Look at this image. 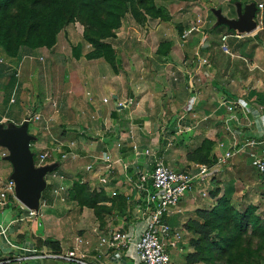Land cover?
I'll list each match as a JSON object with an SVG mask.
<instances>
[{"label":"crops","instance_id":"obj_1","mask_svg":"<svg viewBox=\"0 0 264 264\" xmlns=\"http://www.w3.org/2000/svg\"><path fill=\"white\" fill-rule=\"evenodd\" d=\"M230 1L231 0H229V2ZM241 2L249 3V1ZM260 4H263V7H258L256 5L254 17L257 27L252 31H245L243 33L242 31L234 29L233 34L225 41H223L222 37L226 33H223L221 36V44H219V40L214 42V35L211 34L213 29L209 25L210 19H206V17L201 14L196 18L197 21L191 23L189 27L184 24L177 25V35L179 36V39L176 40L177 42L187 39H183V33L188 31L192 26L198 27V30L193 31L197 32V35L200 37L198 38L200 41L196 44L198 46H196L195 53H200L204 58H207L208 61L206 63L205 59L201 62L199 60L202 59H199L196 63L195 55L193 61L197 66L195 74L188 70L192 67L189 64L190 57L186 53L188 52L186 46L180 47V54L169 60L170 55H174L173 51L177 48L172 37L165 39L166 37H164V35L166 31H163V28L160 27L161 25L157 24L161 21L160 19L149 18L144 24L140 23L138 25L139 28H142L143 25L147 26H143L140 31L144 34L146 31L149 33L148 41H158L160 39V43L156 45L157 51L161 43L165 41L173 42L170 50L165 55H160L159 52L156 53L159 57L156 60L160 65L164 66L163 69L170 75V83H172L164 92L168 96V107L165 109L162 108L161 112L159 111L160 105L158 103L161 96L160 93L157 92L158 89H154L153 91L152 88L149 89L148 92L139 89L136 94L135 91L132 90V92L129 93L130 99L124 100L125 88L127 86H131V88H145L144 81L150 84L154 77V75H147V79L145 80L140 71L142 69H138L133 64V61L130 62L133 50H137L133 46L127 47L124 43L119 46L120 51L123 52H120L122 56L116 53L118 60L117 69H115L106 60L105 63L102 62V59L89 60L85 55L92 49L83 52L85 47L83 41H78L75 44L77 45L79 42L83 43L82 56H74L73 46L75 45H73L72 57L70 58L64 55L62 51L63 47L61 48V46H58V42L54 48L48 50L51 52L49 56H53L55 60L45 61L42 56L45 55L43 52L44 49L42 48V50L39 51V60L23 63L26 66L24 69L22 68L23 78L21 81L18 80V67L21 59L13 60L5 55V57L1 55L4 61L0 62V93H2V95H0V105L9 106L16 103V101L14 102L12 100H15L14 94L18 85L19 87L21 86L19 92L20 100L26 101L23 97V92L28 88L31 92H29V95L33 96L31 103L35 105L38 99L36 96L39 95V91L47 89V86H49V90L47 89L48 92L43 94L45 95V100L40 101L45 107L48 106L51 109V111H47L51 113L48 118L44 119L43 126L46 128H52V126H54L59 129H75L79 126L78 128H82L85 132V134L80 137L85 146L82 155H84L86 160L81 163V167L78 171H74L75 175L73 174V177L64 183L65 188L58 195L53 192V188L61 185V181H56L55 183H57V185L51 187L47 191V196L41 197L40 205H45L42 210L44 211V208L48 206L50 208L51 205H63L57 204L56 201L64 199L61 197L63 194L67 195L69 198V190L73 186L74 181L77 180L88 183L90 187L98 191L103 190L109 197H113L111 195L113 191H117L118 195H125L128 197L129 205L125 214L114 211L111 214L107 213L105 215V220L107 222L105 227L108 228L107 230L100 227L99 219L94 210L85 207L90 209V211L92 210L100 228L95 229L97 224H86L85 227L87 229H84L85 231L79 236L74 237L73 239L75 240L73 243L76 242L77 237L87 238L92 242L91 252L88 257L89 260L97 264H140L134 242L139 239L141 232L146 227V222L142 210L135 208L133 203L137 191L129 179L130 177H135L134 174L136 171H151L153 169V162L157 157L163 158L166 163L175 169L189 171L191 166L198 162L190 161L188 155L200 147L206 137L215 140L213 154L216 157V161L218 155L226 152L229 148L232 149L235 138L237 142L241 143L246 138L264 137V11L259 12V8H264V3L260 1L258 5ZM232 18L233 17H229V20H232ZM220 24L224 23L221 22ZM207 30H209L208 34H206ZM141 32L139 33L141 34ZM121 36L118 39L116 38V40H123ZM205 38L206 41H204ZM230 38H233V40L227 44ZM146 43L150 48L145 47L143 49L144 59H142V61L144 62L147 58V53L145 52L155 48V43L152 45L149 42ZM223 43L228 45V52L220 50ZM27 50L28 49H22L20 55L25 54ZM139 51L136 52V55L138 54L140 57L141 53H138ZM49 56H46V60H48ZM222 61H224L225 64H222ZM152 62L153 60L151 63ZM106 63H108L110 67H108ZM52 64L60 67V71H56L55 77L53 78L54 82L59 84V87H56V89L60 88V82L63 80L61 68L64 67L67 69V73L71 71V75L65 74L69 85V99L62 97L59 102H56L54 99V97L60 96L52 93L54 82L50 85V80H52L51 77L53 75L49 74V71H43L44 68H48ZM201 66L203 71H199ZM38 68L41 71L39 75L36 72ZM107 69H113L114 75L110 76L106 74L105 70ZM15 70H17L16 77L14 76ZM101 72H103V74L100 77L99 73ZM32 73L37 75L33 77V80H29ZM182 74H184L185 77H183ZM196 74L203 76L202 80L210 78V86L216 90L215 95H217V89L219 90L220 88L219 95L226 94L228 99L239 100L243 103L245 110L242 122H244V124L240 126L233 125V129L236 132L235 137H227L222 129V123L227 117V112L223 107L219 106V101H217L219 95L211 99L213 103L209 106L206 97H202L203 91L200 90L201 87L194 89L193 91L196 92L189 94L190 90L186 77L188 76L191 78ZM81 75L84 76L82 77ZM126 75H128V77H126ZM172 76H174L175 82H172ZM148 78L150 79L148 80ZM82 79L84 80V84L82 83ZM14 81H16V87H13ZM219 83L220 85H218ZM203 89L206 90L205 88ZM9 90L11 91L10 94ZM99 91L103 93V97L100 99L101 101L98 99L101 104L95 101V97L98 96ZM85 95L89 96V100L88 98L84 99L83 96ZM110 96L115 101L112 106L108 105L110 103ZM51 99L54 100L53 107L46 103ZM71 99L75 100V105L73 107L68 105V103H72L70 102ZM105 99L107 100L105 101ZM148 99H150L149 102H147ZM123 102L125 104H123ZM105 103L107 105H104ZM191 103L193 106L190 105ZM61 107L63 108L62 110L60 109ZM44 109L45 108L41 110L46 114L47 112ZM1 113L0 122L2 124L6 120L20 126L26 119H28L29 122L32 121L27 113L25 115L19 114L16 116L17 118L10 116L7 110ZM43 113H36V115L40 116V119L31 124H36L46 117ZM154 115H161V118L159 117L160 121L167 128V133L164 136H160L159 134L162 128H158V134L154 135V132H156L154 131L155 123L152 121ZM62 118L66 121L62 122L61 127L59 124ZM208 119H211V121L209 122ZM125 125H127V127ZM182 125L186 130L183 129L184 127H182ZM32 126L34 130L36 126ZM45 127H43V129ZM203 127L209 129L205 131L208 132L206 136L204 134L205 132L203 133L202 131ZM216 132L218 135L222 133L223 137L221 138L220 136L219 138ZM180 133H183V135H179ZM210 133L216 134L214 137H211L209 136ZM187 135H189V137ZM161 137L164 138L163 144H161L160 141ZM65 138V135L59 136L58 134L57 138H48V140L38 138L37 142L39 145H36L40 147H38L39 149H37V151L46 152V149L50 151L54 148H62V150H64L63 153H66L67 156L66 158H63V156L60 157L61 161H56L59 164L58 167L60 165L64 166V159L67 160L70 158L69 160L72 161L77 160L79 155L74 154L75 149L71 147L74 142L68 143V139ZM58 142H61V144ZM62 144H65V146L63 145L64 147H61ZM147 149L150 150L148 154L145 152ZM61 154L62 153H60L59 156ZM107 154H110L112 157V164L109 172H107L109 183L101 185L99 183V173L97 171L87 172L86 166L88 164H94L96 166L97 161L95 158ZM5 155L6 151L4 147L0 146V179L4 177L10 179L13 173V166L10 161L5 159ZM63 169H65V167H63ZM223 195H226L233 204L237 205H264V176L260 175L253 166L249 150L248 152L236 153L229 160L227 165L220 166L216 163L212 165L204 188L200 189L197 187L188 191L179 204L168 213L166 218L167 222L175 231L181 234V239L176 247L168 246L175 264H186L185 254L187 252H192V247L189 246V242L194 235L192 232L183 229L184 224L190 219L198 218L196 214L198 208H212L217 203L218 198ZM106 204L110 205V202H106ZM28 215V208L13 195H10L8 198L7 206L0 208V224L4 227H8L5 235L0 234V238H2L4 242L1 249L7 250L5 252L9 254L5 256V258L13 254L19 257L31 256L23 261L14 260L8 264H67L60 260L47 257L40 258V255L53 251L46 245L42 244L38 246L40 245L38 241H35L34 237L31 236L32 233L27 228L26 221L24 220L27 219L32 222V230H34L35 226L37 227V223L39 225L40 221H37L35 217H28ZM41 218L42 217H39L37 219ZM89 225H91V227L93 226L92 229L88 227ZM118 229L128 232L133 242L132 245L124 250L123 253L116 252L115 250H106V255L101 259H97V251L94 248L98 246L99 237L107 235L111 230ZM53 237L60 241L61 250L65 251L64 240L67 239V236L58 231V235ZM7 240L16 245V247H12Z\"/></svg>","mask_w":264,"mask_h":264},{"label":"trees","instance_id":"obj_2","mask_svg":"<svg viewBox=\"0 0 264 264\" xmlns=\"http://www.w3.org/2000/svg\"><path fill=\"white\" fill-rule=\"evenodd\" d=\"M176 1L183 0H0V48L9 59L19 60L22 49L53 48L59 33L79 22L84 27V39L92 46L85 56L103 58L117 69L113 40L123 20L131 16L137 23L149 18L168 21L171 13L161 2ZM172 45V41H165L158 52L165 55ZM82 50L81 42L73 46L74 56H82ZM214 146L215 140L206 137L188 159L212 166L216 163ZM69 198L80 208H92L102 227L107 225V213L125 214L129 205L127 196L109 197L80 180L74 181ZM196 214L197 219L183 226L194 235L189 242L193 251L185 254L186 264H264V217L256 205L238 207L223 195L212 208H198ZM47 247L54 253L62 251L56 239Z\"/></svg>","mask_w":264,"mask_h":264},{"label":"rangeland","instance_id":"obj_3","mask_svg":"<svg viewBox=\"0 0 264 264\" xmlns=\"http://www.w3.org/2000/svg\"><path fill=\"white\" fill-rule=\"evenodd\" d=\"M241 1H249V3H242ZM260 1H262L264 3V0H231L230 1L231 3L229 2V0H227V1L226 0H183V1H176V2H161V4L165 5L169 9L172 18L168 21L161 20L157 24H160L161 25L160 27L163 28L162 30L166 31V33L164 35V37H166L165 39L172 37V39L175 42L176 48L178 49V50L175 49L173 51L174 55H172V56L170 55L169 60L171 58L177 56L178 54H180L179 53V52H181L180 47L186 46L188 49V52H186V53L190 57L189 64L192 67L191 69H188V70L192 71L191 73L195 74L196 70H197L196 63L198 62V60L202 59V60H199L202 62L203 60L206 59V63L208 61V59L204 58L200 53L199 54L195 53L196 46H198L196 44L200 41L198 39L200 37L197 35V32H193L192 34H188L186 37L183 36L184 37L183 39L187 38L186 40H184V41L182 40L181 42H179V41L177 42L176 40L179 39V36L177 35V33H178L177 25L178 24H181V25L184 24L187 27H189L191 25V23H193L194 21H197L196 18L198 17V15L201 14L202 16L206 17V19L207 18H208V20L210 19L209 25L213 29V32L211 34L214 35V42L219 40V42H220L219 44H221V36L223 33H226L229 35L233 34V31H232L233 28H231L227 24H225L224 21L228 20L229 17H233L232 19H237L239 14H240L239 9L241 8V9L245 10L247 5L251 4V5H255V7H256V5L259 7L258 4ZM237 4H241V6L237 5ZM260 11H264V8H261V9L259 8V12ZM201 22H202V20H201ZM221 22L224 24H220ZM125 24H127V25H125ZM139 24L140 23L135 22L131 16H127L123 20L122 26L117 31L118 37H116V38L118 39L122 35L121 37H123V40H116V38H115L113 40V47H114L116 53H118V55L122 56V54L120 52H123V51H120L119 46H121L123 43L127 47L133 46L137 50H133V52H132V58L133 59L130 58V62L133 61V64L138 69H142L140 71L142 72V76L144 77L145 80L147 79V75H150V76L154 75V77L152 78V82L150 84L147 81H144L145 82V88L144 87H142V88H138V87L131 88V86H127L125 88L124 100L130 99L129 93L132 92V90H134L135 94H136L139 89L145 90L146 92H148L149 89H152V88H153L152 89L153 91H154V89H158L157 92L160 93V96H161V98L158 100V103L160 105L159 111L161 112L162 108L165 109L168 107L167 106V104H169V102H168L169 100H167L168 96L164 92L168 89L169 85L172 83H170V78H169L170 75L168 74V72L165 69H163L164 66L160 65L158 63V61L156 60L159 58L158 54H156L158 52L156 45H158L160 43V41H159L160 39L158 41H153V40L148 41L147 39H148L149 33L146 31V33L144 34L140 31V30H142L143 26L144 27H147V26L143 25L142 28H139V26H138ZM208 31L209 30H207L206 34H208ZM139 32H141V34ZM83 33H84V27L79 22L69 24L68 26L65 27V29L61 33H59L57 43L59 42L58 46H61V48L63 47L62 51L64 52V55H67L69 58L72 57V46L75 45L76 42H78V41H83L85 44L83 52H87L90 49H92V46L84 39ZM231 40H233V38H230L227 41L228 42L227 44H229ZM204 41H206V38L204 39ZM146 42L151 43V45L153 43H155V48L151 51L145 52V53H147V58L144 62V61H142V59H144L143 58V56H144L143 49L145 47H149V45L147 46ZM43 49H44L43 52L45 53V55L49 56V54L51 52H49L48 50H50L52 48H43ZM41 50H42V48H38V49H34V50L28 49L27 51H25L26 52L25 54H22L20 56L21 60H20L19 67H18V71H19L18 72L19 73V75H18L19 79L18 80L19 81H21L23 78L22 73H23V69L26 66L23 63H29V62H33L34 60H39V57H40L39 51H41ZM220 50L225 52V50L222 48V46H221ZM137 51H139L138 53H141V55H140L141 58L138 56V54L136 55ZM228 51H229V47H228ZM2 52L3 51L0 48V58H1V55H3V57H5L4 55H6L4 53L2 54ZM45 55H42L43 59L45 61L55 60V58L53 56H49L48 60H46ZM194 56L196 57V59H195L196 63L193 62ZM99 59H102V62L105 63V59H103V58H99ZM152 60H153V62L151 63ZM3 61H4V59L3 60L0 59V62H3ZM43 61H41V62L45 63ZM224 61H222L223 62L222 64H225ZM130 62H129V66H130ZM204 64H205V62H204ZM106 65H108V67H110V65L108 63H106ZM109 70L108 69L105 70L106 74L113 76L114 75L113 69L110 71ZM43 71H45V72L49 71V74L53 75L51 77L52 80H50V85H51V83L54 82L53 78L55 77L56 71H60V67L54 66V64H52L50 67L44 68ZM66 71H67V69H65L64 67L61 68V75H63L62 76L63 80H61V82H60V88L56 89V87H59V84L56 82H54L53 87H52L53 88L52 93L57 94V96H60V97H54L56 102L57 101L59 102L62 97H66L69 99V95H70V93L68 92L69 85L67 83L68 79L65 77L66 76L65 74L69 75L71 71H69V73H67ZM199 71H203L202 66L199 69ZM36 72L38 75L41 73L39 68ZM37 74L32 73L29 80H33V77ZM99 74L101 77L103 72H101ZM198 74H196L194 77H191V78L188 76L186 77L188 79L187 82H188V86H189V90H190V92L189 91L188 92H189V94L194 93V92H196V91H193L194 89L201 87L200 90L203 91L202 97H206V99L209 103V106H210L213 103V102H211V99L214 98V96H218L220 94L221 89L218 87L219 90L217 89V95H215L216 90H214L213 87L210 86L211 85L210 78H205L204 80H202L203 76H200ZM238 75H239V73H238ZM81 76L83 77L84 75H81ZM182 76L185 77L184 74H182ZM126 77H128V75H126ZM150 78H148V80ZM171 78H172V82H175L174 76H172ZM82 83L84 84L83 79H82ZM218 85H220V83ZM14 86H16V81H14L13 87ZM17 88H16V92L14 94V97H15L14 102L16 101V103H13L9 106L0 105V113L6 112V110H7V113L10 114V116H13L14 118H17L16 116H18L19 114L25 115L27 113L32 119L36 115V113L42 114L43 112L41 109H43V108H45L44 110L46 112L51 111V109L48 106L45 107V105L42 104V102H40V101L45 100V97H44L45 95H43V94L48 92L47 89L49 90V86H47V89H42L39 91V95L36 96V97H38V99L36 100L35 105H32V103H31L33 96L29 95L30 91L28 90V88L24 90V92H23L24 96L23 97L29 103L26 101L20 100L19 92H20L21 86L19 87V85H18ZM203 88H205L208 92L206 90H204ZM215 88H217V87H215ZM10 93H11V91L9 90V94ZM0 95H2V93H0ZM65 95H67V96H65ZM212 95H213V97H212ZM221 96L227 97L226 94H221V95H219V97H217V99H218L217 101H219V98ZM83 97H84V99L88 98V100H89L88 95H85ZM102 97H103V93L101 91H99L98 96L95 97V101H98V99L100 100ZM74 101L75 100L71 99L70 102H72V103H68V105L70 107H73L75 105ZM100 101H98V102L101 104ZM149 101H150V99H148L147 102H149ZM161 101H162V103H161ZM53 102H54V100L51 99L50 101H47L46 103L49 106L53 107ZM114 102H115L114 99L111 98V96H110V103L108 105L112 106ZM123 104H125V103L123 102ZM104 105H107V104L105 103ZM190 105H192V103ZM78 108H79V105H78ZM60 109L62 110L63 108L61 107ZM61 110H60V113H61ZM71 110H74V109H71ZM50 113L51 112H47L46 114L43 113L44 116H46V117H44L41 121L37 122L36 124H31V126L32 125H34V127L36 126V128L34 130L32 128L33 126L32 127L30 126V129H29V133H31V135L33 137L32 141H31V144H32L31 148H32L33 152H35V150L37 151V149H39L38 147H40V146L36 145V144L39 145V143L37 142L38 138L42 139V140H48V138H51V139L57 138V134L59 136L65 135V137H66L65 139H68V143H72V141H73L74 144L71 147H74V149L76 151V152L74 151V154L79 155L77 160L72 161V160H69L70 158L67 160L64 159V166L60 165L59 167H57L55 169L56 172L64 173L66 176H68V180H69L71 177H73L74 171H78V169H80V167H81V163L86 160L84 155H82L85 146L83 144V140L80 137V136L84 135L85 132H84V130H82V128H78L79 126L77 127L76 125L75 126L77 128H75V129H70V128L69 129H65V128L59 129V128H55L54 126H52V128L51 127L46 128L45 126H43L44 125L43 121L45 118H48ZM159 117L161 118V115L160 116L154 115V118L152 120L155 123V130L154 131H156V132H154L155 133L154 135L158 134V132H157V131H159L158 128H162L163 130L161 129L160 130L161 133L159 132V134H160V136H164L167 133L166 132L167 128L160 121ZM195 120H196V118H195ZM64 121H66V120H64L62 118L59 126L62 127V122H64ZM208 121L210 122L211 119H208ZM9 123H10V121L5 120L3 122L4 128H7ZM31 123H35V122L31 121ZM0 124H1V122H0ZM125 126L127 127V125H125ZM43 127H45V128L43 129ZM182 127H184V126L182 125ZM183 129L186 130L185 127ZM222 129H223V131L227 137L230 138L232 136L226 130L224 123H222ZM207 130H209L207 127L202 128L203 133ZM207 133L208 132L204 133L205 136ZM218 133H217V135H218ZM215 134L210 133L209 136L214 137ZM179 135H183V133H180ZM187 136L189 137V135H187ZM218 136H219V138H220V136L222 138L223 134L221 133V135H218ZM215 137H217V136H215ZM163 140H164V138L161 137V140H160L161 144H163ZM58 143L61 144V142H58ZM63 143H65V142H63ZM63 145L65 146V144H62L61 147ZM0 146H2V145H0ZM4 149L6 151L5 157L11 154V151L8 147H4ZM47 150L48 149H46V151ZM60 150L64 151V150H62V148ZM5 159L10 161L7 158H5ZM36 162H37V164L43 163V161H40V160H36ZM10 163L12 164L11 161H10ZM45 163H47V162H45ZM63 167H65V169H63ZM62 169H63V171H62ZM4 178L0 179V182H5L8 180L7 179L8 177L5 179ZM48 181H49V183H48V185H46V187H45L46 189H44L42 191L41 197H44L45 195L47 196V191L51 187L56 186L57 183H55V182L56 181L59 182L60 180L54 179L52 181L48 177ZM61 197L64 198L65 200L60 199L59 201H56V203L57 204H63V205H51L50 208H49V206L44 208V211L42 210V212H43L42 218L41 219L36 218L37 221H40V223L41 222L42 223L39 225L37 223V227L35 226L34 230H32V228H31L32 222L27 220V219L24 220V221H26L25 223L27 224L26 225L27 228L32 233L31 236H33L35 241H38V243L40 245H42V244L46 245V246L49 245V242L52 239H54L53 236H57L58 231H60L65 236H67L66 237L67 239L64 240V246L67 249V248L72 247L75 244V243H73V241L75 240L73 238L82 234L85 231L84 229H87L85 227L86 224H88V223H93V225L97 224L95 229L102 227L100 220H99V224L101 225L100 227H99L98 221L96 222L95 217H94L95 215L92 212V210L90 211V209H88V208H80L75 202L71 201L67 197V195L63 194V195H61ZM235 205L238 207L247 206V205H237V204H235ZM257 207H258V213L264 217V205H257ZM58 220H59V222H58ZM91 225H89L88 227H91ZM92 227H91V229H92ZM102 228L105 230L108 229L106 227H102ZM3 245H4V242H3L2 238H0V251L2 252V255L5 257L9 254L8 253L6 254L5 251H7V250L1 249V246H3ZM3 249H4V247H3ZM192 251H193V248H192Z\"/></svg>","mask_w":264,"mask_h":264},{"label":"built area","instance_id":"obj_4","mask_svg":"<svg viewBox=\"0 0 264 264\" xmlns=\"http://www.w3.org/2000/svg\"><path fill=\"white\" fill-rule=\"evenodd\" d=\"M263 7V4L259 5ZM198 30L197 26H192L186 31L183 36L186 37L193 31ZM229 34L223 35V41L227 40ZM240 37L239 35H236ZM222 48L225 52H228V46L226 43L222 44ZM107 99H105L106 101ZM14 101V99L12 100ZM219 106L227 112V117L223 123L226 130L235 137L236 132L233 129V125H243L244 105L239 100H230L225 96L219 98ZM39 115H35L31 120L38 121ZM223 145V144H220ZM252 158V164L257 172L264 176V137L261 138H246L243 142L239 143L235 141L232 145V149L229 148L226 152L217 156V165H227L229 160L239 152H248ZM59 152V153H58ZM147 154L150 150L145 151ZM35 161H43L44 165L54 163L58 160L59 154L62 153L63 158H66L67 154L63 153L60 149H51L46 152H38L35 150ZM97 165L88 164L86 166L87 172H98L99 183L106 185L109 183L108 173L112 164V157L110 154L105 156L96 157ZM211 166L206 163H195L191 166L189 171L179 170L171 167L164 161L163 158L157 157L153 162V169L150 170H138L134 174L135 177H130V181L133 183L134 188L137 191L135 198L133 199L134 207L142 210L143 217L145 218L146 227L141 232L139 239L134 242L135 249L140 264H175L172 256L169 252L168 246L176 247L181 234L175 231L171 225L167 222V215L176 207L186 193L192 189L199 187L203 189L206 181L209 177V171ZM48 177L53 181L58 179L61 181V185L53 188L55 194H59L64 190V183L68 181V176L64 173H58L50 171L46 174L45 179L47 185L49 183ZM10 195H15V183L13 180L8 179L5 182H0V208L7 206L8 198ZM112 196L118 195L117 191H113ZM45 205H40L39 210H33L28 208V217L39 218L42 217V208ZM39 224H41L39 222ZM0 234L7 232L8 227H4L0 224ZM7 242L16 247L9 240ZM132 240L128 232L125 230H111L107 235L99 237L98 246L94 249L97 251V259L103 258L106 250H115L116 252L123 253L132 245ZM92 242L83 237H77L75 244L72 248L61 251L60 253H44L40 255V258L47 257L54 260H60L67 264H97L88 259L91 252ZM36 251V250H34ZM31 256H18L13 254L12 256L3 257L0 252V264H8L14 260L23 261ZM128 264V263H123Z\"/></svg>","mask_w":264,"mask_h":264},{"label":"water","instance_id":"obj_5","mask_svg":"<svg viewBox=\"0 0 264 264\" xmlns=\"http://www.w3.org/2000/svg\"><path fill=\"white\" fill-rule=\"evenodd\" d=\"M241 6V4H238ZM237 19L225 20L231 28L239 31H252L257 27L254 20L256 7L255 5H247L245 10L239 9ZM33 137L29 133V120L17 126L13 122L4 128L0 124V145L8 147L11 154L6 156L12 162L13 173L10 179L15 183L16 198L22 202L27 208L39 210L41 203V193L45 189L47 182L45 176L48 172L53 171L59 164L54 162L51 164L37 165L35 154L32 151Z\"/></svg>","mask_w":264,"mask_h":264},{"label":"clouds","instance_id":"obj_6","mask_svg":"<svg viewBox=\"0 0 264 264\" xmlns=\"http://www.w3.org/2000/svg\"><path fill=\"white\" fill-rule=\"evenodd\" d=\"M184 34V33H183Z\"/></svg>","mask_w":264,"mask_h":264}]
</instances>
